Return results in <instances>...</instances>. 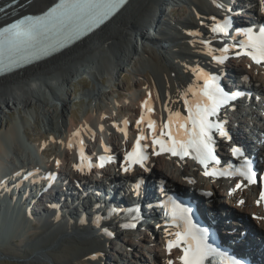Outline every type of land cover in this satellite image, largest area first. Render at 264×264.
I'll return each mask as SVG.
<instances>
[{
	"label": "bare ground",
	"instance_id": "1",
	"mask_svg": "<svg viewBox=\"0 0 264 264\" xmlns=\"http://www.w3.org/2000/svg\"><path fill=\"white\" fill-rule=\"evenodd\" d=\"M53 1L54 0H31L26 5H24V3H18L16 7L19 5H22L23 7L15 11L11 16H9V18L19 19L22 18L23 15H35L39 12H42ZM178 1L179 5L180 3L182 4L187 1L190 4L189 6H191V13H189V17L184 19V21L182 20L176 23L170 21V23L165 18L168 12L167 10L172 8L171 5H177L176 0H131L129 4L114 19H112L103 28L87 37L82 42L62 52L61 54L42 62L39 65L31 66L24 71H20L0 79V121H2L7 116V114H9L14 109L19 110L20 108H23L25 114H27L28 112L26 110H29V108L33 105L37 108H41L43 118L48 121V124L46 123V125L53 129L56 125H58V123H60V119L64 116L68 106V100L66 98L68 95L66 93V96L64 93L60 94L61 91L64 90L65 87H68L70 83L74 82L75 79L81 75V73L89 74V76L97 75L96 73L98 70L96 71L97 68L95 63L86 59L89 57V54L105 55L103 60L104 62H107L104 63L106 66L104 65V69L100 68L99 71H106L105 73L110 77V81L112 82L115 77L120 75L126 60L130 58L131 48L137 52L139 49H141L138 47L137 43L133 42V38L135 36V38L140 37V42L142 44L141 51L147 57L146 59L140 61V70L145 69L147 66L155 67L158 69V71L160 70V72L162 71L165 74L167 81V85L165 86H168L165 93V90H162L160 84H153V82H149L150 88L147 90L148 95L151 93V98L149 99L146 95H138L137 92L134 93L132 96L133 98H131L129 102L130 108L128 107L127 110L128 116L124 119L115 118L113 115V109L110 105H107L103 109L101 108L99 111L96 109L98 112L95 111V113H90L88 116L84 117L79 125H77L78 120L72 119L71 124L68 128L65 127L66 129L64 132L58 136L57 134L54 135L56 136L55 139L57 138V142L59 143H57L58 154L53 160L47 161L42 155H40L41 150L39 148L36 149L35 147H30L29 144L26 143L29 141L26 134V122L21 117L18 121H15L11 124V126L0 133V180L10 174L14 175L21 168L25 169L31 165L30 162L35 163V160H39L40 163L48 169L52 166L57 169L58 167L56 162L59 161L64 167L62 170L69 173L70 178L76 185L78 184L77 181L83 182L88 180V176L83 175L82 172L89 169L85 166L84 171H77L75 167L80 163L81 150H83L85 155V165H87L88 160L90 159L94 165L91 169L98 171V169H96L97 166L93 162L94 158H96V155L98 156V154L101 152H108L109 147H111L112 149L110 148V150H112V152L110 153H116L118 157H120L118 162V173H115V178H118V176L123 180L133 178L135 179V182H137L139 177H147L149 178V181L154 180L157 183L166 178V184L169 188L178 187L187 191L193 188L197 196L207 198V201L213 203V206L217 209H220L221 205L218 203V199L216 200V198L225 192L228 195L227 203H229V207L226 206L225 212L228 213V210L230 209L229 212L233 211L236 217H243L245 226L240 224V219H237V221H232L230 220L231 218L218 219V224H220L223 238L228 240V227H238V230L241 231L249 228L251 230L249 236L256 234L255 241H258L259 238L262 240L264 239V214H260L262 219L252 221L248 218V215L251 216L253 213H260V209L254 206L253 198L250 194V191L253 190V188H251V190L249 188L248 191L243 193H228V187L224 181L207 182V180H204L201 177V173L199 171L192 168L190 163L183 162L182 164H178L175 160L169 159L167 156L155 157L150 154L147 165L145 164V167L148 169L147 171L139 168L135 169L133 173H125L122 170L124 166V157L121 156V148L126 147L130 149L133 147L134 140L140 134V129H143L146 136L151 137V133L147 128L146 122L140 125V129L137 128L136 122L142 114H144L146 118L156 121L159 125L161 123V118H166L167 116V112L163 111V105L165 103H169V106H175V108L178 107L179 109L177 110L182 112L184 111L182 107V101L180 103L173 104L168 101V97L171 96L173 101L178 99V90L180 87L178 88L177 83L184 82V89L189 86V82L194 81V83H196L195 77L193 75L194 71L191 67L192 62L201 64L203 72L212 71V69L219 66L224 67L225 70L232 69L243 71L247 66V62L244 60L238 62L233 59L226 60L223 65H216L215 62L212 61L211 57L206 54L207 49H198L199 45L197 48L190 47L189 39L190 41L196 40L195 42L197 43V40L205 39L211 40V46L216 48L220 41L218 39H211L215 34L211 33L209 28L213 23L210 17L215 16L219 19V15L225 16L227 13H225L222 9H218L213 3V0ZM217 2L221 3L220 0H217ZM135 3L136 5H134ZM146 3L150 5L146 7L145 10L140 12ZM12 9H14V7L10 8L8 11H11ZM193 11L196 14H194ZM202 21L203 23H207V26H209L207 28L208 32H205V28L207 26L205 27L202 24ZM164 26L168 28L171 27L172 31L175 33L167 32L164 29ZM179 26L181 29H179ZM151 29H153L154 32L159 31L162 34V42L173 44L174 47L176 49L178 48L179 50L178 53L180 54L177 55L180 56V59L184 58L188 60V62H184V65L175 62L174 65L176 67L172 64V69L169 68V65L171 67V62L168 61V58L170 57H165L162 54V51L167 50L169 47L167 45H161L159 37L151 36L149 33ZM189 31H191V33L199 32L201 33V36H191L188 34ZM115 43L118 44V47L116 49L117 51L115 50L114 53V51H112V45H115ZM147 43L152 45V48H149V45V47H147ZM110 53L112 56H110ZM216 54L219 55L218 52ZM230 54H232V52L228 55L230 56ZM177 67H180L181 70H179ZM194 68L195 67H193V69ZM63 69H72L73 71L67 73L64 72ZM247 69L254 75L253 82L259 84L263 88L264 72H262L260 68L255 67H250ZM140 70L137 69L139 73ZM180 71L183 72L182 74L185 76L187 75L188 71L191 73L187 75L189 76L187 81H182L180 78ZM173 74L176 75L173 76ZM163 81L165 80L163 79ZM199 83L202 84L203 81L201 80ZM181 89L183 90V88ZM53 100L59 101L60 107H54L52 113L45 111L43 106H50ZM146 100H150L151 106L155 109V111L150 115L142 107L144 101ZM35 113L37 112L35 111ZM124 121L128 122L126 128L127 136L125 137H123V130L125 129ZM258 121L260 122L263 120L259 119ZM101 126L109 130L111 135L108 143H105L103 146L96 147V139L102 134V132L98 131V128L100 129ZM88 129H91V131H88ZM77 131L80 132V137H75L73 135V133ZM80 139H83V145L79 143ZM145 141L148 142V139ZM69 143H71L73 147L69 148ZM148 146L152 149L151 142L148 144ZM106 148L108 151H105ZM151 152L152 151L150 150V153ZM171 161L177 163L178 166L174 168V166L170 164ZM71 164H73V166H71ZM22 177L23 175L10 180L11 184L16 183ZM189 181H195V183H190ZM42 183H44L43 180L40 179L35 181L34 178L31 177L26 182H23L22 185L27 189L36 188L32 185H39V187H37L38 190L41 189ZM178 184L181 187L178 186ZM15 189H17V187ZM65 189L66 191L74 190L72 185L65 186L61 184L60 191H64ZM130 189L131 187L129 186L128 190ZM66 191L61 193L63 194ZM204 192H208L207 195H205ZM233 194L234 196H229ZM241 199H244V204L239 205L238 202ZM34 205L40 208H32V210L37 213L33 218L34 222L24 218L22 213L18 211L15 218H12L13 215H9V213H11L9 211L11 209V204H6L4 206L2 213L4 216L9 215L10 218L6 222L5 218L1 220L0 215V225H5V227H7V225L12 223V230L10 233H8L10 240L5 239V236L2 234V232L0 233V238H2V241L0 242V254L21 258L23 259V262H29L30 260L37 258L40 259L41 257L44 258L46 256L48 258L45 259H48L49 263L52 262L54 264H96L97 259L95 254L100 250L104 251V246L107 247L109 245L113 251H120L123 253L122 259L124 262H129L127 260V254H125L123 250L115 247L112 242L109 243V240L103 235L105 230H101L100 228L97 229L96 227H93V229L90 224L86 225L88 223L87 221L79 222V218H73L74 213L72 212H66L68 217L61 218V220L59 218L57 220L56 218H48L50 216L48 213L53 214L54 211H48L46 206L42 205L40 202H34ZM18 207L19 206H17V208L15 207V209L19 210ZM224 207L225 206H222V208ZM232 209L237 210L235 211ZM42 213H45V215H48V217H45V215H42ZM206 215L207 214H205V216ZM209 215V217L214 216L212 213ZM96 218L98 219V217ZM55 221L58 223L54 224L53 222ZM97 224L98 223L95 225ZM102 224H106V226L117 227L115 228L117 234L116 236H118L117 238L125 243L126 248L132 247L130 251L135 253L133 257L134 260L145 259L146 262H148L146 256H144L141 251H137L136 248H133V242H130L127 239L128 236L136 237V240L145 241L146 245L144 247L149 252V254L154 256L158 264H167L168 259L172 258L175 260V264H178V254L176 252H172L171 256L167 254L164 251V242L161 244L162 239L160 242L158 241L156 233L154 234L155 239H151L149 235L147 237L145 233L141 231V229H137L135 234L130 233V231L123 226L122 220L118 216H112L111 218L103 220L102 223H99L100 227ZM35 225L37 227H35ZM38 227L41 228V234L37 240H44V243H27V241H25V236L31 234V229ZM146 228H152V230H155L150 224H148ZM5 232L6 231L4 230L3 233ZM237 232L238 231L236 230L231 231L232 236H234V234ZM67 233H73V235L77 236L80 235V241L74 240L72 241V244H63L59 248H56L57 244L55 246L52 245L54 241L61 242V240H58L60 236H70L67 235ZM49 234L55 235L56 238L46 240V236H49ZM15 239L16 241L19 240L21 242L20 250L14 249L8 244V242H12L11 240Z\"/></svg>",
	"mask_w": 264,
	"mask_h": 264
},
{
	"label": "snow or ice",
	"instance_id": "2",
	"mask_svg": "<svg viewBox=\"0 0 264 264\" xmlns=\"http://www.w3.org/2000/svg\"><path fill=\"white\" fill-rule=\"evenodd\" d=\"M14 3L15 0H11L7 7L12 8ZM126 3L127 0H59L40 15H23L15 22L0 27V75L47 56L58 48L86 35L114 16ZM213 3L225 13L232 12L231 7L217 0H213ZM258 6L260 11L264 12V0H258ZM4 11L5 8L0 7V12ZM210 19L213 21L210 31L215 34L211 39H218L220 43L216 48L211 46V40L201 39L199 43L207 49L206 54L216 65H223L229 59L228 54L233 51L236 58L250 57L257 65L264 64V27L257 30L246 27L237 33L246 39L237 40L230 35L233 30L230 15H225L222 20L215 16ZM189 35L199 37L201 33L192 32ZM229 39L234 42L228 44ZM217 52L219 55L216 54ZM193 75L196 83L190 84L182 91L178 90L176 101H173L171 96L168 97V101L173 104L182 101L183 112L168 107L165 103L163 111L167 112V116L161 118L159 125L156 121L146 118L144 114L137 120L138 129L141 124L147 123V128L151 133L152 152L149 153L147 145H142L141 142L149 137L144 134L143 129H140L134 147L124 157L123 172H133L137 165L147 171L145 163L150 154L159 156L168 153L181 160L190 157L197 161L204 168V176L240 178V182L235 186L236 189L246 187L245 181L248 185L256 184L257 171L253 168V162L245 157L239 146L232 149L234 157H243L238 167L231 163L223 169L216 167L221 163L216 155L217 139H231L225 127L227 120L222 115V111L226 112L231 102L242 93L227 91L221 86L218 76L199 69H196ZM201 80L202 84L199 83ZM149 98H151V93H149ZM142 107L149 115L155 111L150 100L144 101ZM127 123L124 121L125 136H127ZM101 131H103L102 127ZM73 135L80 137L81 134L77 131ZM79 143L83 145V139H80ZM68 147L71 148L73 145L69 143ZM105 151L108 149L106 148ZM111 159V157L100 156L98 166L103 168L106 162H111ZM84 161L85 155L81 150L80 163L75 166L77 171H84L85 166L91 170L94 166L90 159L87 165ZM56 163L59 166L60 162ZM209 165H213L211 170H209ZM22 175L20 172L16 173L17 177ZM31 175L30 173L28 176H23V179L27 180ZM54 178V174H49L47 177L49 180ZM189 182L195 183V181ZM139 187L140 185L137 184L138 195ZM261 201H264V191L260 192L257 204ZM239 203L244 204V200H240ZM164 207L168 208V211L164 213L165 217L170 218V225L165 229L166 235L172 237L166 242V250L170 256L173 249L180 250L182 254L178 257L179 264H241V261L209 242L208 230L198 226L190 208L184 207L175 200L168 201ZM112 212H118V210L112 209ZM256 218L261 219V217ZM124 227L135 228L136 225L134 223L125 224ZM169 228H174L175 231H169ZM108 235L112 234L108 233ZM167 264H175V260L168 259Z\"/></svg>",
	"mask_w": 264,
	"mask_h": 264
},
{
	"label": "rangeland",
	"instance_id": "3",
	"mask_svg": "<svg viewBox=\"0 0 264 264\" xmlns=\"http://www.w3.org/2000/svg\"><path fill=\"white\" fill-rule=\"evenodd\" d=\"M176 2H177L176 3L177 5H175V6H174V4L171 5L172 8L167 10L168 12H167V15L165 17L169 22L171 21L173 23L174 22L176 23V22L182 21V20L184 21V19L189 17V13H191L190 12L191 6H189L190 4L187 1L185 3H182V4L180 3V5H179L178 0H176ZM134 5H136V3ZM149 5L150 4L146 3V5L141 9L140 12L145 10V8L148 7ZM193 13L196 14L194 11H193ZM203 25L206 27L207 23L204 22ZM165 26H164V29L167 32H169V33L174 32V31H172L171 27L168 28ZM176 26H178V25H176ZM208 27L209 26H207L205 28V32H208V29H207ZM179 29H181V27ZM151 36H153V35L151 34ZM154 36L159 37L160 39L162 38L161 37L162 34L159 31L154 32ZM160 39H159L160 44L163 45L164 42H162V39L161 40ZM200 40H197L198 41V43H197V42H195L196 40L195 41L193 40L194 41L193 42L192 40L190 41V39H189L190 45L189 44L188 45L190 47H193V48H195V47L197 48V46L199 45L198 49H203L204 46L199 43ZM133 42L137 43L138 47L142 49L140 37L135 38V36H134ZM164 44H166L169 47L167 50L162 51V54L165 57H170V58H168V61L171 62V67L169 65V68L172 69V64L174 65L175 62L182 64V65H184V62H186V61L188 62V60H186L184 58L180 59V56H178L177 54L173 55L174 51L176 53L179 52L178 48L176 49L173 44H171V43H164ZM148 45H149V43H147V47L150 46L149 48H152V45H149V46ZM112 46H113L112 51H114V53H115V50L117 49L118 44L115 43V45H112ZM141 49H139L140 51L138 50V52H137L131 48L130 58L128 60H126V63L124 64L123 70L121 71L120 75L115 77L112 82L110 81V77L105 73L106 71H103V72L99 71L100 68L104 69V67L106 66V64H104V63H107V62H104V60H103L105 55L104 54L92 55L90 53L89 57H87L86 59H88V61L95 63V66L97 68L96 71L98 70L96 73L97 75H93V76L90 75L89 76V74H82L81 73V75L78 76L74 82L70 83L68 85V87H65L66 89L64 88V90L61 91L60 94L66 93L68 95V96H66V94H65V96L68 100V106H67V109L65 111L64 116L60 119V123H58V125H56L53 129L51 127H49L48 125H46V123L48 124V121L43 118L41 108H37V107L32 105L29 108V110H26L28 112L27 114H25V111L23 108H20L19 110L14 109L9 114H7V116L2 121H0V133L2 131L6 130V128L11 126L12 123H14L15 121H18L22 117L24 119V121L26 122V134H27V138L29 140L26 143L30 142V143H28L29 146L35 147L36 149H38V148L40 149V146L43 147L45 142L49 143L48 148L53 147V149H49L50 156L54 157L53 159H55V157L58 154V152H57L58 151V144L57 143H59V142H57L58 140L55 142L53 141L56 137L54 135L57 134V136H58L62 132H64V130L66 128H68L69 125L71 124L72 119L78 120L77 125H79V123L83 120L84 117L88 116L90 113H92V114L95 113V111L98 112L101 108L103 109L107 105H110L112 107L113 115L115 118L118 117L119 119H121V116L123 115L122 119H124L125 117L128 116L127 110H128V107L130 108V105H128V104H129L131 98H133L132 96L134 95V93L137 92L138 95L139 94L146 95L149 99V95H148V92L146 90V88L149 87V82H151V83L153 82V84H160L162 90L163 89L165 90V91L163 90L165 93H166V88H168V86L167 87L165 86V85H167V83H166L167 81H166L165 74L162 71L160 72V70L158 71V69H156L155 67H152V66H150L152 68L147 66L148 68L146 67L145 69L140 70V68H139L140 67V65H139L140 61L147 58L143 54ZM141 55L142 56L144 55V56L142 57ZM110 56H112L111 53H110ZM134 67H136V68H134ZM177 68L179 70H181L180 67H177ZM137 69L140 70V73H139V71H137ZM143 70H145V71H143ZM63 71L68 73L70 71L72 72L73 70L72 69H65V70L63 69ZM182 73L183 72H181L180 78L182 79V81L183 80L187 81L188 77H189L187 75L190 72L188 71L186 76L183 75ZM175 75L176 74H173V76H175ZM163 79L165 81H163ZM175 80H176V77H175ZM193 83H194V81H191V82H189V85L193 84ZM177 84H178V88L180 87L179 90L182 91L181 88L184 89V87H183L184 82H182V83L180 82ZM144 92H145V94H143ZM119 97H121V99H118ZM167 104H168V107L174 108L175 110L179 109L178 107L175 108V106H173V107L169 106V103H167ZM56 106L60 107V102L53 100L52 104L50 106H43V108L45 109V111L52 113L54 110V107H56ZM34 107H35V111L37 113H35ZM60 124L63 126H61ZM42 140L44 142H42ZM172 163H174V162L171 161V163H170L172 166H174V168L178 166L177 163H174V164H172ZM178 186H180V185L178 184ZM225 196H226V193L224 192V194H220L216 198V200L218 199L217 201L221 205V207L227 206V204H229V203H227L228 200L225 198ZM219 204H217V205H219ZM236 210L237 209H235V211ZM231 212H232V215L235 216L234 212L233 211H231ZM234 221H237V220H234ZM30 231H31V234L28 236H25V241H27V243H29V244H38V243L43 244L44 243L43 242L44 240H37L39 235L41 234V228L40 227L35 228V229H31ZM67 235H70V236H64V237L60 236V238H58V240H61V242L60 241H54L52 243V245L55 246L57 244L56 248H59L63 244H67V243L72 244V241H74V240L80 241V235H78V236L73 235V233H67ZM46 237H47L46 240H51V239L56 238V236L52 235V234H49V236H46ZM82 237H85V236H82ZM127 239L130 242H133V245L137 251H141V253H143V255H145L146 257L149 256V254L146 252V250H144L145 249L144 246L146 245L145 241L136 240L137 238L133 237V236H128ZM1 241H2V238H0V242ZM8 244L10 247H12L14 249L20 250V248H21L20 247L21 242L19 240L16 241V239L13 240L12 242H8ZM114 245L118 249L122 248V250H124L126 248L125 243L122 242L121 240L115 241ZM9 246H7V247H9ZM131 248L132 247H129V248L127 247L126 248L127 251H125V254H127V255L129 254L128 255L129 258H131L132 255H135V253L133 251H130ZM45 258H48V257L45 256L44 258L41 257L40 259L37 258V259L30 260L29 262H25V261L23 262V259H21V258H18L15 256L10 257L7 255L5 256L4 254H0V264H54L52 262L49 263V260L45 259Z\"/></svg>",
	"mask_w": 264,
	"mask_h": 264
},
{
	"label": "water",
	"instance_id": "4",
	"mask_svg": "<svg viewBox=\"0 0 264 264\" xmlns=\"http://www.w3.org/2000/svg\"><path fill=\"white\" fill-rule=\"evenodd\" d=\"M3 214V213H2ZM4 216V215H3ZM10 218V216L8 215V216H5V220H6V222H7V220ZM13 218V217H12ZM2 220V219H1ZM12 224V223H11ZM11 224H9V225H7V227H5V225L3 226V225H0V230H1V232H2V234L6 237H10L9 235H8V233H10L11 232V230H12V225ZM6 231L5 233H3V231Z\"/></svg>",
	"mask_w": 264,
	"mask_h": 264
}]
</instances>
